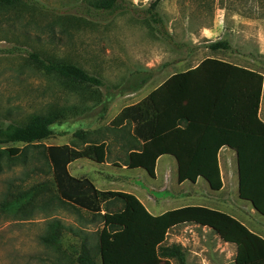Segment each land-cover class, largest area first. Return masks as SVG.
I'll return each instance as SVG.
<instances>
[{"label":"rangeland","instance_id":"1","mask_svg":"<svg viewBox=\"0 0 264 264\" xmlns=\"http://www.w3.org/2000/svg\"><path fill=\"white\" fill-rule=\"evenodd\" d=\"M95 1L30 0L16 7L0 8V125L24 124L32 115L47 113L51 108L63 110L65 117L52 125L53 134L41 144L75 143L81 147L74 139L75 132L83 131L88 140L99 141V131H102L110 144L107 162L113 163L114 133L108 129L114 115L122 107L143 99L173 73L192 68L206 57H218L259 71L264 78V0H160L157 10L170 39L162 38L144 13L154 0H127L133 5L132 10L101 17L92 9ZM219 40L228 41L231 51L212 52L207 48ZM29 52L73 63L101 78L112 90L135 71H151L154 76L139 91L115 96L102 113L101 106L108 98L104 89L74 86L44 73L30 62ZM28 155L27 165L16 163L10 169L5 164L2 166L0 201L10 179L20 188L50 179L47 172L30 173L37 149H30ZM81 162V178L94 181L95 171L102 176L109 174L102 165ZM164 168L172 171L169 185L163 181ZM157 172L161 181L158 185L170 187V191L151 192L148 177L144 180L130 173L120 174L124 179L129 178L124 183L99 184L97 188L101 191L124 189L130 182L159 199L161 210L178 208L181 200L171 198V193L178 192L176 163L163 157L157 162ZM117 177L115 174L114 178ZM198 190L210 194L205 182H201ZM228 195L231 205L227 213L245 220L241 214L244 208L249 216L246 223L252 221L257 230L264 231V217L239 199L236 188L230 194L211 193L210 196L222 199ZM121 208L120 202L104 204L102 212ZM53 218L66 226L59 251L44 246L39 240L47 222ZM101 229L99 216L59 199L49 210L36 212L31 219H13L0 214V264H78L77 257L83 249L92 255L96 252ZM165 243L183 248L184 264H234L235 248L220 246L218 235L208 228L193 225L174 228ZM172 264L179 263L172 260Z\"/></svg>","mask_w":264,"mask_h":264},{"label":"trees","instance_id":"2","mask_svg":"<svg viewBox=\"0 0 264 264\" xmlns=\"http://www.w3.org/2000/svg\"><path fill=\"white\" fill-rule=\"evenodd\" d=\"M30 0H0V8H12ZM150 2L144 13L164 39H170L157 6ZM134 7L127 0H96L94 12L113 16ZM89 17V16H88ZM90 18V17H89ZM93 18V16L91 17ZM207 48L231 51L226 40L211 42ZM27 57L38 69L53 74L65 83L104 89L107 104L119 94H133L152 78L151 71H135L116 90L101 78L81 67L59 59L42 57L29 52ZM263 75L255 70L237 66L213 57H206L196 66L173 73L138 103L124 107L110 122L112 144L127 145L126 155L113 153L114 158L131 169H143L155 177L156 161L171 155L177 161L178 182L204 179L212 191H219L222 182L217 152L222 147L235 151L239 186L238 196L249 202L264 217V122L258 117ZM65 117V111L51 108L47 113L32 115L24 124L0 125V171L16 163L27 165L30 149H37L34 168L30 173H48L50 179L27 188H20L10 179L0 201V214L27 220L36 212L47 211L54 201L68 203L92 215L99 216L102 229L97 238L96 252L83 249L78 264H171L185 263L183 248L166 245L172 229L187 224L211 229L218 237L236 247L234 264H264V238L250 231L230 215L202 206H185L152 216L132 194L98 190L88 178L72 177L68 166L81 159L103 164L108 158L109 140L99 131V141L88 140L86 133L77 131L74 139L82 146L41 144L53 131L52 125ZM184 124L183 128L178 125ZM208 126L218 136L216 144L182 143L192 127ZM130 132V133H129ZM129 136L130 139H127ZM141 142V143H140ZM18 144L20 146L14 147ZM128 152V153H127ZM25 174V173H24ZM22 179V178H16ZM120 202L118 211H103L104 204ZM66 226L59 219L46 224L40 242L59 251Z\"/></svg>","mask_w":264,"mask_h":264},{"label":"crops","instance_id":"3","mask_svg":"<svg viewBox=\"0 0 264 264\" xmlns=\"http://www.w3.org/2000/svg\"><path fill=\"white\" fill-rule=\"evenodd\" d=\"M213 58H216V59H219V60H223V61H227V60H224V59H221V58H218V57H213ZM227 62H230V63H232L234 65H237V66L245 67L243 65H240V64H237V63H233L231 61H227ZM257 72H259V71H257ZM159 85H157V86H159ZM157 86H155L154 88H156ZM263 89H264V78H263L262 93H261L259 112H258V117H259V119L262 122H264V95H263ZM138 102H136V103H138ZM136 103H133V104H130V105H134ZM130 105H127V106H130ZM124 107H126V106H124ZM124 107H122L120 110H118L116 112V114L114 115V117ZM183 126H184V124H182V123H181V125H178V127L181 128V129L183 128ZM211 131H212L211 128L208 127V126H203V125L194 126V127H192L191 134L187 135V136H183L181 138V139H183V140H181V142L182 143H192V144H216V143H219L221 138H218V136H215V134H212ZM127 139H130L129 136L127 137ZM123 145H124L123 142H119V144L114 143V147H113L114 148V155L115 154L117 155V153H119L120 151H122L121 152V156L122 157H124L126 155V150L128 149V146H127L128 144L125 145L121 149L120 147H122ZM163 157H169L170 159H172V161L176 163V167H177V161H176V159L173 156H171V155H163V156L159 157L157 159V161H156L155 177L154 178H151L143 169H139V168L131 169V168H128L127 166L124 165V163L120 162L116 158H115V161L113 163H108L106 161L103 164H97V163H94V162H92L90 160H87V159H81V160H78V161H76L74 163H71L68 166V171H69V173H70V175L72 177L81 178L82 175L79 174V173H80V171H82V164L81 163H83V162H81V161L84 160V162L86 161V162L94 163V164H97L98 166L102 165V167L104 169H106L108 171V173H109V174H107V176H102V173H100L98 171H95L94 174L97 176V179L93 181V180L88 178L93 183V185L96 188L99 187V184L102 185V184H107V183H124L123 181L128 180L129 178H125L124 179L120 174L130 173V174H136V175H138V177L140 179H144V180L146 179V177H148V179L150 181L149 184L151 186L150 187L151 188L150 191L151 192H156V191L159 192V191L169 190L170 189V187H167V186L160 187V185H158V184L161 183V181L159 180V177H158V174H157L158 173L157 172V162ZM217 161H218V167H219V172H220V177H221V182H222V188L219 191H212L209 188L208 183L202 178H198L196 180V182H194V183L189 182V181H184L182 183H179L178 182V178H177V183H178L177 184V190H178V192L176 194H174V195H173V193H171V195H172L171 198L181 200L182 203L179 205L178 208L185 207V206H202V207H205V208H209V209H213V210H217V211L226 213V214L230 215L231 217L235 218L236 220H238L240 223H242L244 226H246L253 233H255V234H257V235H259V236L264 238V231L263 230H257L256 226L253 225L252 221H249L250 224L246 223V220H248L249 216H248V213L246 212V210L244 208H241V210H242L241 214H242V216H243V218L245 220L239 219L238 217H236L235 215H233L231 213H227V209L231 205V196L230 195L223 196L222 199L210 196L211 193H212V195L213 194H221V193L230 194V193H232L234 191L235 188L237 189V194H238L239 176H238L237 157H236L235 151L232 150L231 148H228V147L220 148L219 151L217 152ZM171 172H169L166 169L164 170L163 181H165L166 185L170 184L169 183V176H170ZM115 174H117V176H118L116 179L114 178ZM120 178H122L123 180H120ZM201 182H205L207 184V186L209 188V191H210L209 195L202 194V193H200V190H198V188H200ZM192 190H194V191L192 192ZM104 191H120V192H125V193H129V194L134 195L142 203V205L145 207V209L152 216H158V215H161L164 212H166V210H161L160 209V207H161L160 203L161 202H159V199H156L155 197H153L152 195L147 193V191L145 189H142V188H140V187H138L135 184H132L130 182L126 183L124 189H115V190L110 189V190H104ZM194 200L203 201L204 203L203 204L195 203V202H193ZM190 201H192L193 203H190ZM241 201H243V200H241ZM244 202L250 204L247 201H244ZM250 206H251L252 210L256 214H258L253 209L251 204H250ZM175 209H177V208H175ZM171 210H173V209H171ZM167 211H169V210H167ZM187 225L197 226V225H194V224H187ZM182 226H185V225H180L178 227H182ZM204 228H206V227H204ZM219 241L221 242L220 246H222V245L233 246L235 248L234 256L236 255V247L234 245L228 244V243H224L220 238H219ZM165 242H166V240H165ZM171 264H172V261H171Z\"/></svg>","mask_w":264,"mask_h":264}]
</instances>
